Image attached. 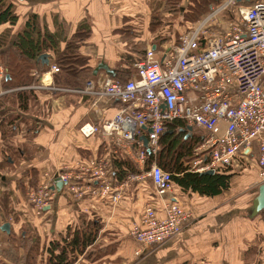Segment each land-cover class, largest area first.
<instances>
[{"label":"crops","instance_id":"crops-1","mask_svg":"<svg viewBox=\"0 0 264 264\" xmlns=\"http://www.w3.org/2000/svg\"><path fill=\"white\" fill-rule=\"evenodd\" d=\"M7 1L13 4L18 16L15 26L0 28V34L7 32L4 34L8 46L21 31L27 16L32 14L57 37L59 49L77 29L86 27L90 31L89 38L79 48V53L89 61L92 70L88 74L96 78L93 83L110 77L104 71L93 75L100 62L114 70L121 67V60L127 54L145 53L149 48L154 50L153 47L156 51L160 45L173 44L170 37L161 43L159 35L148 30L150 15L161 8L162 0ZM133 14H139L135 20ZM168 17L169 21L178 20L180 15L168 14ZM51 66L41 73L39 82L54 84L58 73L51 74ZM37 95L40 103L27 112L11 104L1 110L0 128L6 134L0 142L3 184L0 226L9 224L10 231L6 233L0 228V264H46L47 242L67 232L69 226L72 229L88 219L100 222V230L94 244L77 254L73 264H264V210L254 218L249 217L260 186L256 167L251 174L234 177L230 190L220 196L203 198L191 194L183 197L180 202L191 213L185 232L156 247L144 248L130 236L133 224L140 223L143 202L147 199L138 191L137 182L128 183L123 198L115 204L91 197L76 201L63 186L53 193L50 205L36 215L26 199V192L50 180L54 185L61 171L83 173L77 169L78 165L86 169L89 159L101 157L107 159L109 166L112 155H120L123 161L133 163L129 152L115 149L103 135L84 138L79 133L83 125L99 126L111 119L121 108L120 103L105 98L95 100L83 94L54 95L41 91ZM3 155L7 156V162ZM32 173L36 174L34 180ZM131 194L137 197L134 203ZM137 251L141 255L137 256Z\"/></svg>","mask_w":264,"mask_h":264},{"label":"built area","instance_id":"built-area-1","mask_svg":"<svg viewBox=\"0 0 264 264\" xmlns=\"http://www.w3.org/2000/svg\"><path fill=\"white\" fill-rule=\"evenodd\" d=\"M216 1L209 14L180 35L178 44L147 49L135 64L134 76L123 83L106 77L98 84L87 81L82 89L39 81L30 88L121 104L111 119L99 126L83 125L79 133L84 138L95 134L108 138L115 149L129 152L139 172L113 183L108 161L101 157L89 159L86 169L78 165L83 173L63 170L55 179L76 201L109 197L114 204L123 198L128 183L142 185L150 180L158 208L146 196L140 223L130 230L131 238L144 248L181 236L191 219L174 191L172 174L156 164L146 169L147 153L139 138L145 135L149 152L155 154L166 122L182 120L202 133L190 172L215 174L220 167H237L238 157L253 160L259 184L264 183V0H253L248 6L241 5L242 0ZM58 72L51 66V74ZM4 78L0 66V97L11 92L3 90ZM53 186L50 180L26 192L36 215L50 205Z\"/></svg>","mask_w":264,"mask_h":264},{"label":"trees","instance_id":"trees-1","mask_svg":"<svg viewBox=\"0 0 264 264\" xmlns=\"http://www.w3.org/2000/svg\"><path fill=\"white\" fill-rule=\"evenodd\" d=\"M161 3V8L154 10L150 15L148 30L150 33H157L159 39H162L161 43L167 40L165 38L170 37L171 42L176 45L180 35L186 32L191 24L202 20L209 14L217 1L162 0ZM168 14L180 15V18L176 21H169ZM17 22L18 16L15 14L13 4L7 0H0V28L2 26L13 27ZM125 32L130 31L122 33ZM4 33L7 32L0 34V66L5 72L2 88L11 92L0 97V112L7 104L13 105L19 111L27 112L28 108L40 103L37 94L41 92L30 88L38 84L41 73L52 64L56 65L59 71L54 77L55 86L80 89L89 78L91 79L88 81L96 80L88 74L91 72L88 59L79 53V48L89 38L90 31L86 27L77 29L62 49H59L57 37L50 34L46 26H42L37 16L33 14L27 16L12 45L8 46L7 36ZM143 53V51H138L136 55H125L121 60V67L114 69L115 77L113 78L122 83L130 79L134 74L135 64L142 60ZM42 54H53L48 55V65L41 66L38 61ZM20 88L27 89L20 90ZM53 94L56 95V93ZM2 117L1 112L0 125ZM5 134L6 132L0 128V142ZM201 134L200 130L188 126L182 120L166 122L159 137V148L156 153L146 151V169L156 164L163 171L172 174L174 191L182 202L183 197L191 194L203 198L220 196L230 190L231 180L234 177L251 174L255 170L253 163L251 165L247 160L237 157V167H220L213 175L190 172V164L198 157L195 148L200 143ZM256 154L255 146L252 157L255 158ZM3 157L1 158L7 162V156L3 155ZM109 169L110 177L116 184L138 173L137 167L129 160L123 161L120 155L111 156ZM31 178L34 180L36 174L32 173ZM139 190L147 198L152 199L155 208H158L150 180L140 185ZM131 198L134 203L137 197L135 194L132 197L131 194ZM98 200L111 202L109 197ZM99 230L100 222L96 219L83 220L82 224L72 229L69 226L67 232L47 242L45 246L46 264H73L77 259V254H82L86 248L94 244Z\"/></svg>","mask_w":264,"mask_h":264},{"label":"water","instance_id":"water-1","mask_svg":"<svg viewBox=\"0 0 264 264\" xmlns=\"http://www.w3.org/2000/svg\"><path fill=\"white\" fill-rule=\"evenodd\" d=\"M19 1H23V0H19ZM155 49V47H153ZM38 61H40V63L42 65H47L48 64V56L47 54H42ZM99 71H104L105 74H107L108 76H110L111 78L115 77V72L114 70L110 69L107 64H105L104 62H100L95 69L93 70V75L95 76ZM149 132V131H147ZM139 140L143 143V147L145 148V150L149 153V149H148V140L146 138L145 135H143L142 137L139 138ZM203 175H213V172H205L203 173ZM65 184L62 183L59 179H55L54 181V186H53V190L55 191H59L62 189V187ZM264 210V183L261 184L258 188V194L257 196L253 199L252 201V205L250 208V218H254L255 216H257L260 212H262ZM0 228L4 231H6V233H9V224H4L3 226H0Z\"/></svg>","mask_w":264,"mask_h":264},{"label":"rangeland","instance_id":"rangeland-1","mask_svg":"<svg viewBox=\"0 0 264 264\" xmlns=\"http://www.w3.org/2000/svg\"><path fill=\"white\" fill-rule=\"evenodd\" d=\"M26 1V0H25ZM28 1V0H27ZM144 2H147L148 0H143ZM154 1H158V0H154ZM214 1H216V0H214ZM252 1L253 0H242L241 1V5H243V6H248V5H250L251 3H252ZM136 2H138L137 0H136ZM138 7V6H137ZM137 15H139V14H133V15H131L132 17H135V18H132L133 20H135L136 18H137ZM179 19V18H178ZM172 20H176L175 18H172ZM134 22V21H133ZM178 22V21H177ZM127 27H125L124 29L125 30H129L128 28L126 29ZM157 58L158 59H160V55L157 53ZM247 162H249L251 165H252V163H253V160H247ZM12 231H13V228H12ZM16 238V237H15ZM15 252V250H13V253ZM16 257H15V255H13V261H14V259H15Z\"/></svg>","mask_w":264,"mask_h":264},{"label":"bare ground","instance_id":"bare-ground-1","mask_svg":"<svg viewBox=\"0 0 264 264\" xmlns=\"http://www.w3.org/2000/svg\"><path fill=\"white\" fill-rule=\"evenodd\" d=\"M145 53H146V51H145ZM145 53H144V55H145ZM46 92V91H45ZM46 93H48V92H46ZM139 172V171H138Z\"/></svg>","mask_w":264,"mask_h":264}]
</instances>
